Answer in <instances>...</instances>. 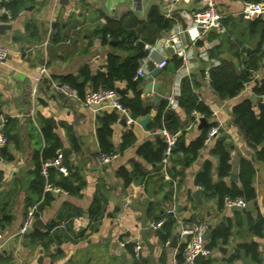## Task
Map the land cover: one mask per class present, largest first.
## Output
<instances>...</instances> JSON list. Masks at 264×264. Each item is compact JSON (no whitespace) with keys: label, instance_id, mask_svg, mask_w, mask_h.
<instances>
[{"label":"crops","instance_id":"1","mask_svg":"<svg viewBox=\"0 0 264 264\" xmlns=\"http://www.w3.org/2000/svg\"><path fill=\"white\" fill-rule=\"evenodd\" d=\"M15 1L11 18L0 15V24L10 26L0 34V43L9 48L6 61L0 64V126L7 138L0 152V264H167L174 255L178 259L184 246L179 225L176 223L166 236L164 230H152L148 223L156 221L170 204L176 206L183 225L198 222L208 225L204 243L210 255L201 264H264V163L255 159L232 122V108L242 101H251L255 96V101H251L253 106L264 103V95L258 96L253 91L264 80V41L263 57L251 79L236 96L226 100L218 99L208 79V69L220 59L236 63L221 35L208 32L197 40V45L194 41L187 43L182 36L181 45L191 52V58L178 68L174 67L173 55L167 48L156 47L150 61L155 67L166 61L153 81L160 84L156 93L161 99L156 104L152 101L155 92L144 95L139 84L132 90L124 80L111 81L115 90L124 91L119 97H132L139 91L143 103L149 106L146 115L134 118L137 121L148 116L145 126L138 122L128 125L115 110H94L64 97L50 86L49 80L72 81L82 93L94 89L95 79L99 75L107 76L110 56L128 62L133 55L126 49L129 45H118V40L109 34L103 38L102 30L123 27L136 31L152 8L166 18L161 0ZM197 1L180 2L176 10H192ZM243 1L216 0V4L223 14L226 34L231 39L237 38L250 52L257 48L261 30L252 33L254 19L240 17ZM179 13L186 21L185 12L179 10ZM258 18L264 21V15ZM172 19L181 26L177 18ZM170 29L160 37L169 34ZM209 50H216L217 59H208ZM200 52L206 53L207 60L198 56ZM41 67L45 68L42 75ZM185 76L198 83L193 90L210 110L209 117L198 111L187 113L178 105L180 80ZM161 101H166V109L178 117L177 132L184 146L207 134L212 124L219 127L208 143H202L191 164L175 166V174H170L168 169L164 172L160 160H149L138 153L146 142L154 151L157 139H162L158 128H148ZM254 111L257 112V107ZM112 112L118 118L111 124L107 142L116 158L100 164L98 117ZM216 142L228 154L230 165L228 175L222 178L218 177ZM54 145L55 153L62 152L61 164L67 172L78 175L79 179L69 184L70 192L58 186L55 187L62 191L47 192L45 181L43 187L38 182L39 163ZM263 146L264 140L258 148ZM242 159L251 161L255 170L254 198L244 209L224 207L217 197L202 195L201 188L195 184V175L205 163H209L215 186L221 181L228 188L240 189L238 170ZM120 170L125 177L118 174ZM230 174L236 178L231 179ZM170 189L171 199L166 200ZM195 191H198L196 195ZM48 196L50 199L46 201ZM32 209L33 224L40 220L42 226L32 224L29 233L20 240L18 231ZM85 213L88 222L81 229ZM48 225H51L49 230ZM220 226L229 229L227 240L218 239L209 247L210 232ZM35 228L42 236L30 242L28 235ZM133 245L140 247L137 255Z\"/></svg>","mask_w":264,"mask_h":264},{"label":"trees","instance_id":"2","mask_svg":"<svg viewBox=\"0 0 264 264\" xmlns=\"http://www.w3.org/2000/svg\"><path fill=\"white\" fill-rule=\"evenodd\" d=\"M13 2L16 1L14 0ZM13 2L10 0L5 4L10 10L11 15L13 11ZM173 23L174 20L172 18H165L160 15L155 8H152L148 14L147 20L142 23L136 31L127 30L123 27L106 28L102 30L103 38H105L106 34H109L113 40H118V45H129L126 49L131 50L133 55L128 62H120L118 57L110 56L107 64V76L105 77L104 75H99L97 79H95V82L97 83L94 89H97L98 87L114 89L111 84L112 80H124L130 89L135 90L136 86H138L141 81V78L134 79L133 77L138 65L137 60L145 54L142 49L143 44L154 43L160 38L161 33L170 29ZM251 26L252 33H256L258 29L261 31L259 33L260 37L258 39L257 48L250 52H247L246 47L242 45L237 38L231 39L230 34H226V32L219 34L222 36L221 41L226 44L232 57L236 59V65L231 59H220L217 64H212L208 69L209 85L220 100H226L236 96L243 89L244 85L251 79L252 72L258 68L263 57L261 46L264 41V21L260 18H255L251 21ZM198 43L199 42L196 41V45ZM219 51L220 48L217 49V53ZM217 53L216 50H209L208 59H217ZM172 62L175 68L182 65V60L176 56H173ZM200 76H204L203 69L200 71ZM100 82L102 84H100ZM60 83H66L75 88L79 95L82 96L83 93L81 92V89L72 81L62 80ZM196 86H198V83L195 82L194 79H190L187 76L180 80L178 105L184 108L187 113H190L191 111H198L204 117H209L211 115L210 110L204 102L198 98L197 94L193 90ZM253 91L258 96L264 95V80H262L259 85H256ZM119 101L135 119L148 113L149 106L143 103L140 98L139 91H135L132 97L121 96L119 97ZM166 106V101H161L158 104L157 114L153 121L148 124L149 129L166 128L171 132H177L179 119L173 111L167 110ZM254 107H257V112L254 111ZM232 117L233 124L242 134L246 145L254 152L255 159L264 163V146L258 148L259 144L264 140V103L259 102L253 106L251 101L246 99L232 108ZM117 118L118 116L115 112L103 114L98 117L97 138L101 147L99 152L101 153L108 154L112 152L110 144H108L107 141L109 135L111 134V124L116 121ZM212 126L213 124L209 127ZM205 136L206 133H203L188 146H184L183 143H180L181 136H178V140L169 159L170 166L168 167V172H170V174H175V166L179 165L186 167L193 162L198 150L202 146ZM129 139L131 140V136H129ZM156 142V149L154 151L149 147V143L146 142L139 147L138 153L149 160L154 158L156 160H160L159 162H161L163 151L165 149V143L163 142V139H157ZM55 149L56 145L50 148V152L47 155L48 157H43L41 163L46 159L55 157ZM179 152L182 153L181 156L178 155ZM214 152L219 158L218 177L222 178L228 175L230 171L228 154L224 151L219 142L215 143ZM41 163H39V175L37 178L40 186L43 187L44 180L40 176ZM118 174L125 177V173L122 170L118 171ZM254 174L255 170L252 162L242 159L238 170V179L241 184L240 189L235 186L228 188L221 181L217 186H215L211 180L209 163H205L203 168L195 175V184L201 188L202 195H205L206 197H217L222 205L223 198L225 196L230 198L241 197L247 203L254 198V190L252 188ZM76 179H79L76 173L69 172L66 176H63L56 168H48V181L52 183V185L61 187L68 192L71 191L69 184L76 181ZM171 196L172 189H170V192H168L165 199L170 200ZM49 199V196L45 198L46 201ZM162 217H166V220L158 230H164L167 236L170 234L176 222L173 216L168 215L165 212H162L156 221ZM0 221L2 220L0 219ZM50 228L51 225H48L46 229L49 230ZM210 234L212 235V239L209 247L214 245L218 239L226 241L229 229L227 227L220 226L212 230ZM39 236L41 237L42 233L38 232L37 228H35L31 234L28 235V239L30 242H33ZM183 248L184 246L181 247L179 252V261L182 260Z\"/></svg>","mask_w":264,"mask_h":264},{"label":"built area","instance_id":"3","mask_svg":"<svg viewBox=\"0 0 264 264\" xmlns=\"http://www.w3.org/2000/svg\"><path fill=\"white\" fill-rule=\"evenodd\" d=\"M187 2L189 0H161L164 15L167 18H171L173 10L176 8L177 4L180 2ZM8 0H0V15L7 18H11V12L6 7ZM186 15V27H182L177 23H174L170 29V33L160 37L154 43H144L143 51L145 52L144 56H141L138 59V66L135 71L134 79L144 78L147 73V64L151 60L152 52L156 47L168 48L172 47L174 50L175 56L180 58L183 62H188L191 58V52L185 51L183 49L182 36L187 32L189 40L191 42H196L204 34L208 32H215L217 34H223L226 32V29L222 23L223 14L216 4V0H198L197 5L191 11H183ZM242 19L253 20L260 16L264 15V0H244L242 3V10L240 12ZM9 55L8 46L0 43V64L4 63ZM198 56L207 60V55L205 52H200ZM166 65V61L162 60L157 64L158 68H163ZM39 73L42 75L45 73V68L41 67ZM50 86L63 95L64 97L81 102L84 106L93 108L94 110L99 109H111L117 111L128 125H132L137 121L129 114L128 110L119 101V95L114 89H107L103 87H98L97 89H88L83 93L82 96L79 95L78 91L69 86L66 83H60L53 79L49 80ZM174 106V103L172 104ZM219 127L212 126L208 129L207 134L203 140L206 144L208 143L217 133ZM157 133L162 137L163 142L165 143V149L163 151V156L161 159V166L164 172H167L169 167V159L172 153V150L175 147V144L178 140V132H171L166 128L157 129ZM7 144V138L2 131L0 126V152ZM98 162L100 164H108L113 159L116 158L115 152H110L108 154L98 152L97 155ZM62 161V152L57 150L55 157L51 159H46L41 163L40 174L43 177L44 190L51 193H58L62 191L61 189L53 186L48 181V168H56L62 175H67L68 172L66 168L61 164ZM224 207L228 208H238L244 209L246 207V202L241 197L230 198L225 196L223 198ZM168 215L174 217L175 222L179 225V236L183 238V252L182 260L179 261L174 255L167 264H195L194 258L197 255H201L204 258L209 257L210 250L205 246V236L208 231V225L204 222H198L192 225H183L182 220L179 217L178 210L174 204H170L169 208L165 212ZM33 209L27 213L25 220L22 224V227L18 231V238H21L26 234L27 229H30L33 224ZM166 220V217L160 218L158 221H152L148 223V227L152 230H158L161 225ZM2 234L0 232V240ZM121 246L124 244L121 243ZM140 250L138 245L133 246L134 254L137 255Z\"/></svg>","mask_w":264,"mask_h":264},{"label":"water","instance_id":"4","mask_svg":"<svg viewBox=\"0 0 264 264\" xmlns=\"http://www.w3.org/2000/svg\"><path fill=\"white\" fill-rule=\"evenodd\" d=\"M64 2H66V0H64ZM179 10H186L185 8H179ZM179 10L177 11L176 8L173 10L172 14H171V17L172 18H177L180 22H181V27L182 29H185L186 27V21L185 19L180 15L179 13ZM186 11H191V10H186ZM240 17L242 18V16L240 15ZM6 29H10V26H6V25H3V24H0V34L6 30ZM184 36L187 40V43L190 44V40H189V36L187 34V32L184 33ZM167 52L170 54V55H175L174 54V50L172 47H168L167 48ZM194 58H196V52L194 51ZM198 60V59H197ZM198 63H200V61L198 60ZM236 65V63H235ZM147 70L149 72L148 76L143 78L141 81H140V87H141V91L144 95L146 94H149L151 92H155L154 96H153V104H156L160 99H161V96L156 93L160 84L159 83H154V78L160 73L161 69L160 68H157L155 67V65L153 64V62H148L147 64ZM195 71V70H194ZM116 92L119 94V95H124V91L123 90H120V89H116ZM251 101L254 102L255 101V96H252L251 97ZM148 116H145V117H142L140 118L139 120H137V122L141 125V126H145L146 123H147V120H148ZM202 122H204V119L202 118L201 119ZM124 122V120H123ZM230 178L231 179H235L236 176L233 175V174H230ZM198 193V191H195L194 192V195H196ZM87 222H88V216H87V213H85V216H84V220H83V223H82V226H81V229H84L86 226H87ZM35 225H38V226H42V222L40 220L36 221L34 224ZM29 233V229H27L26 231V234ZM176 241V237H174L172 239V242L174 243ZM204 260V257L201 256V255H197L195 258H194V262L195 264H201V262Z\"/></svg>","mask_w":264,"mask_h":264},{"label":"rangeland","instance_id":"5","mask_svg":"<svg viewBox=\"0 0 264 264\" xmlns=\"http://www.w3.org/2000/svg\"><path fill=\"white\" fill-rule=\"evenodd\" d=\"M237 32H238V31H237ZM237 32H236V33H237ZM233 36L235 37V32H234V35H233Z\"/></svg>","mask_w":264,"mask_h":264}]
</instances>
